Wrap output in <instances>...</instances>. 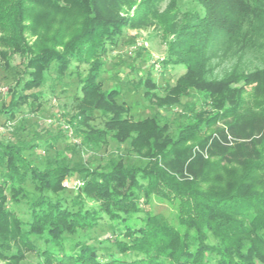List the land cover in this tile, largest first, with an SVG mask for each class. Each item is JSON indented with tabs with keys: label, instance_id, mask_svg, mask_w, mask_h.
<instances>
[{
	"label": "trees",
	"instance_id": "obj_1",
	"mask_svg": "<svg viewBox=\"0 0 264 264\" xmlns=\"http://www.w3.org/2000/svg\"><path fill=\"white\" fill-rule=\"evenodd\" d=\"M141 27L167 40L165 67L186 68L163 95L151 70L139 77L145 98L171 111L191 91L210 102L176 127L158 111L132 118L104 88V56ZM231 36L264 39V0H0V117L16 123L0 131V264L27 251L39 264H264V67L205 75L210 43ZM72 70L73 112L48 124L39 115ZM153 198L176 202L174 223L143 209Z\"/></svg>",
	"mask_w": 264,
	"mask_h": 264
},
{
	"label": "rangeland",
	"instance_id": "obj_2",
	"mask_svg": "<svg viewBox=\"0 0 264 264\" xmlns=\"http://www.w3.org/2000/svg\"><path fill=\"white\" fill-rule=\"evenodd\" d=\"M185 7H192L193 9L199 6L193 3ZM133 12L134 7L127 9V11H120L119 15L125 17ZM124 34L118 39V43L104 56L106 64L103 68L102 79L104 88H116L122 91V99L125 98L127 105L131 107L130 116L132 118H144L158 111L166 114L170 124L176 127V125L186 122V116L193 117L197 110L204 107L206 102L204 96L195 91H191L188 98H183L173 111L168 110L167 106L160 108L157 104L145 98L143 93L146 87L144 84L137 83L138 87L135 85V81L139 77L145 76L151 70L155 81L159 84L157 94L163 95L166 92V87L174 84L177 77L184 73L186 68L182 64L164 66L163 60L169 56L168 42L164 39L163 34L154 29V27L127 28ZM214 41L207 48L208 61L205 65V75L208 80H222L231 73L237 72L249 74L264 67V58L262 56L264 53V39L257 40V38L253 37L239 39L231 36L223 39V42H218L215 38ZM0 61H2L1 57ZM19 61L20 57L15 56V63L18 64ZM87 68L88 64H82L80 72L83 75L86 74ZM2 74L0 73V76ZM77 80V73L72 70V74L66 79L68 89L65 93L57 90L56 95H51L50 100L45 103L39 116L46 123L52 124L54 122V113L63 122L65 119L63 114L68 112L67 115L69 116L73 112V96L77 89ZM241 84L242 81L238 83V85ZM134 87L137 88L134 89ZM6 91L7 86L0 83V100H9ZM208 103L210 102L207 101L206 104L208 105ZM3 122L4 118L0 117V131L8 134L12 133L11 131H13L16 123L10 121V123L2 125ZM95 122L99 125L103 124L102 118H98ZM67 130L69 131V141H72L71 143L78 142L79 139L74 135L72 127L68 126ZM120 148L125 157L128 155L133 156L132 153L126 151V146H120ZM116 150L115 143L110 140L108 147L99 154H104L103 158H106L109 153ZM66 180H68V183L65 185L68 186L72 184L78 186L81 183L79 179ZM142 206L144 210L150 209L153 213H160L171 222H175L176 202L172 200L153 198L151 205ZM21 212L25 218L30 217V212L26 207H23ZM144 214V212H141L140 216H144ZM105 221L97 227V230L89 231L88 235L96 237L99 234H103L104 230H106L105 227L108 225L107 218ZM125 225L123 223L120 227L125 228ZM105 244L109 245L108 242ZM19 264H39V257L34 252L27 251L25 259Z\"/></svg>",
	"mask_w": 264,
	"mask_h": 264
},
{
	"label": "built area",
	"instance_id": "obj_3",
	"mask_svg": "<svg viewBox=\"0 0 264 264\" xmlns=\"http://www.w3.org/2000/svg\"><path fill=\"white\" fill-rule=\"evenodd\" d=\"M67 183H68V180H66L65 184H67ZM73 186H75V185H73Z\"/></svg>",
	"mask_w": 264,
	"mask_h": 264
}]
</instances>
